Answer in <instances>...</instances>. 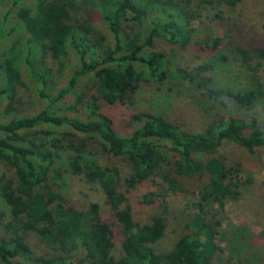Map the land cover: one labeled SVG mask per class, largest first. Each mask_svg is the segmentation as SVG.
I'll return each instance as SVG.
<instances>
[{
    "label": "trees",
    "instance_id": "1",
    "mask_svg": "<svg viewBox=\"0 0 264 264\" xmlns=\"http://www.w3.org/2000/svg\"><path fill=\"white\" fill-rule=\"evenodd\" d=\"M239 1L0 0V45L14 34L21 41L20 48L10 45V55L0 54V104L6 101L8 116L0 119V160L14 170L12 176L0 178V225L4 226L0 264H264V238L255 237L245 222L223 226L227 202L239 198L241 187L251 179L240 180L242 161H229L220 153L226 142H232L255 158L264 149V122L255 116L219 118L193 131L162 112L141 111L133 115V130L122 134L103 110L104 103L113 107L132 99L147 79H168L172 60L154 49L159 38L196 57L213 58V63L193 67L177 65L180 78L199 87L213 102L229 99L241 108L253 107L264 96L258 71L264 50L239 44L215 25L201 27L209 9L206 3L235 6ZM83 6L88 13L84 16ZM213 9L217 10L211 13L214 20L223 21L222 8ZM93 12L101 16L111 41L96 36ZM102 42L104 50L97 49ZM72 52L78 65L68 85L76 99L84 100L82 117L63 112L66 92L53 90L52 72L44 65L51 54L62 59L64 70L63 58ZM231 60L244 64L252 80L244 91L218 85L209 74L215 63ZM22 66L37 78L36 92L43 102L29 115L14 110L17 88L24 84ZM92 142L123 159L128 168L123 183V168L100 163ZM157 172L173 192L182 190L178 177L207 176L186 226L189 231L168 249L159 245L167 235V219L153 213L146 221L137 220L129 196ZM66 174L98 185L108 208L103 210L98 202L89 208L69 202L59 181ZM30 234L54 253H36ZM118 236L119 256L113 252ZM223 243L230 247L228 260L222 256Z\"/></svg>",
    "mask_w": 264,
    "mask_h": 264
},
{
    "label": "rangeland",
    "instance_id": "2",
    "mask_svg": "<svg viewBox=\"0 0 264 264\" xmlns=\"http://www.w3.org/2000/svg\"><path fill=\"white\" fill-rule=\"evenodd\" d=\"M206 5L209 9L201 18V27L215 25L230 32L239 44L253 50L256 48L264 50V0H240L235 6L211 3H206ZM84 7L81 8L82 16L88 14ZM218 7L222 8L225 14V19L220 22L215 21L211 15L217 11L213 8ZM92 14L93 21L99 30L96 36L100 37L102 34L111 41L112 38L103 24L101 16L96 12ZM199 24L196 22L195 27L197 28ZM198 33L200 31H196L194 34ZM16 35L14 34L8 41L2 42L0 54L8 52L10 55L9 47L12 43H16L19 48L21 47V41L16 40ZM103 43L96 48L104 50L102 48L104 47ZM154 49L165 52L172 60L168 79L161 82L147 79L141 83L138 91L126 103H117L113 107L108 103L103 104V110L107 111L114 119L120 133L127 134L133 130V115L141 111L162 112L183 128L193 131H199L212 119L219 118L255 116L259 122H264L263 95L251 108L246 106L241 108L229 99H225V103L213 102L202 93L199 87L180 78L176 73L177 65L193 67L202 63H213V58L210 55L204 54L200 58L196 57L192 52L189 54L179 45L172 44L164 38H159L156 41ZM217 54L221 55L222 53L220 51ZM75 56L76 54L72 52L70 57L63 58L66 62L64 70L61 69L62 59H56L51 54L46 55L44 65L49 67L52 72L53 90L66 92L62 101L63 112L69 116L82 117V113L85 112L84 100L76 99L73 95L74 91L68 85L69 77L78 65ZM259 59L262 66L258 67V71L264 82V56L259 57ZM21 70L24 84L17 88L18 94L14 103V110L19 115H29L42 108L43 102L36 92L37 78L31 76L25 66H22ZM209 74L215 77L216 84L235 91H244L247 87H251L252 80L246 66L241 62L231 60L224 64L215 63L212 72L209 71ZM261 89L264 91V85ZM83 90L88 91L87 88ZM5 105L6 101L0 104V119H8L4 112ZM90 145L91 149L98 154L100 163L111 166L119 165L123 168V183L128 177V168L125 166L126 164L123 165L121 162L123 159H117L106 154L97 142H92ZM220 153H225L229 161H242L245 166L240 180L251 179V183L241 187L242 194L239 198L227 202L222 213L223 226H228L230 223L241 224L245 222L255 237L264 238V149L259 150L257 156L252 158L244 147L226 142ZM171 155L173 153H170V157ZM164 169L170 170V168ZM7 173L12 176L14 170L9 168L5 161L0 160V178ZM177 179L182 190L173 192L169 189V184L164 180L163 175L157 172L151 178L138 184L129 195L136 206L137 220L146 221L153 213L161 214L167 219V235L159 243L160 247L164 249L170 248L173 243L189 231L186 226L194 214V205L200 199V190L206 183L207 176L204 173H196L195 176H182ZM59 181L63 185L64 196L69 202L77 204L80 208H89L92 202H98L103 210L108 208L103 192L98 185L90 184L83 177L73 174H66ZM123 188L125 189V187ZM145 199L151 200L149 206L142 205L141 202H144ZM216 207L220 208L218 205ZM0 232L4 233L3 225H0ZM29 239L36 253H54L53 248L41 242L36 234H30ZM120 239L119 236L116 238V246L113 251L117 256L121 254ZM222 246L224 248L222 256L226 260L229 257L230 247L226 243H223ZM227 264L230 263L227 262Z\"/></svg>",
    "mask_w": 264,
    "mask_h": 264
}]
</instances>
